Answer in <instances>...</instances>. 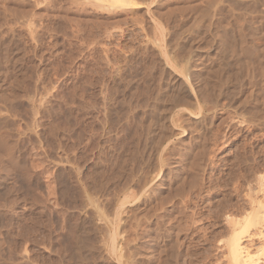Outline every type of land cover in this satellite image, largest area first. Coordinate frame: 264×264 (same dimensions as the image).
<instances>
[{"label": "rangeland", "instance_id": "374dc122", "mask_svg": "<svg viewBox=\"0 0 264 264\" xmlns=\"http://www.w3.org/2000/svg\"><path fill=\"white\" fill-rule=\"evenodd\" d=\"M246 23L258 30L249 36L261 58L254 66L264 67V1L0 0V264H158L155 195L118 206L140 176L157 172L186 189L170 213L169 264H228L225 236H212L241 215L224 209L221 182L240 144L255 147L264 175V128L239 132L238 113L248 108L239 84L201 101L171 66L184 45L207 68L222 30L238 39ZM169 69L187 84L186 103H168L177 92ZM159 113L167 131L160 149L151 125Z\"/></svg>", "mask_w": 264, "mask_h": 264}, {"label": "bare ground", "instance_id": "6f19581e", "mask_svg": "<svg viewBox=\"0 0 264 264\" xmlns=\"http://www.w3.org/2000/svg\"><path fill=\"white\" fill-rule=\"evenodd\" d=\"M259 1H264V0H259ZM246 24H248V25H245L244 27H243V25L242 26L239 25L240 26V28H239L240 34H239L238 39L237 38L235 39V36L233 35V33L230 30H225V29L222 30L223 34L218 39V41L216 42V45H217L216 46V55H215L214 59L212 58L213 63L209 62L210 65L212 63V66L207 65V68L206 67L202 68L201 63L200 64L193 63L195 60L194 59H193V61L190 60L191 57L188 55L189 52L186 50L187 47H185L186 48L185 49L184 45L182 46L180 44L179 45L182 47H181V52H180L179 57H178V60H179L178 62H181V63L178 66L172 65L173 63L171 64L172 65L171 67L174 68V71L176 70L177 72L180 73V75L184 74L189 79L190 83H192L194 85L195 90H196L195 92L197 94L196 96L198 98H200L201 101L203 100V98L211 97V93H213V91L218 92L219 96H220V94H224L223 89L221 87H223L226 90V92H225L226 94L227 93L231 94L232 91L234 92L235 90H237L236 85L239 84L240 92H243V96H244L240 100V102L241 103L244 102L245 99H247V102H248V108L247 107L245 108V106H244L243 108H241L240 112L238 113L239 123L242 125V127L240 128V131H239L241 134H243V132H244L243 127L246 125L249 126L246 128V131L249 134H251L254 131V128H256V126H261L264 128V82L261 81V79H260V78L264 77V67L263 66L255 67L254 66V64L256 65V63H257V65H259V63L261 62V58H260L259 50H257L253 44V40L249 39V36L255 35L258 32V30L253 28L249 23H246ZM234 47L239 48L240 52L243 51V53H242L243 56H239V54L237 55L236 51H235L236 48H234ZM178 50H180V49H178ZM226 61L228 62L227 66L230 68V71H228V72L225 69ZM199 65L201 66L202 69L199 68ZM244 67L246 69H248V68L251 69V70L248 69L249 72L247 74H249L250 71L252 72V74L248 75L249 79H247V80H249V82L243 85V83L240 84V82H243V80L242 81H239V80L241 77H243L242 68H244ZM254 67L256 68V70ZM169 70L172 73V74H170V73L169 74L174 78L173 82L177 83V80H179V74L177 73L178 74L177 75L173 72V70H171V69H169ZM253 71H255V73H253ZM163 73L161 72L160 74H163ZM247 74H246V76H247ZM170 75H169V77H171ZM166 76H168V73ZM181 78H183V77H181ZM162 80H160V82H162ZM164 81H165V79H164ZM181 81H179L180 83L178 82L176 84L177 89L175 88V90H177V92H175V93L172 92V94H170V95L166 94L167 99H168V103H170L172 105H177V102L184 101V100L188 99V97H187L189 95L188 94L189 92L187 93L188 88H185L186 86L185 87L183 86V85H187V84H185V83L183 84V82H181ZM186 82L188 83V81H186ZM229 84H231L230 87H228ZM165 85H166V83H165ZM161 88H162V86H161ZM163 89H165V88L163 87L161 90L159 88V91L164 92L165 90H163ZM164 95H163V98L166 97ZM212 95H216V94H212ZM223 96H225V95H223ZM160 98H162V97H160ZM160 98H159V101H160ZM161 102H163V100ZM255 102L258 103L259 105L254 104ZM179 103H181V102H179ZM184 103H186V102L184 101ZM170 110L171 109H169V111ZM262 110H263V112L261 114L260 112ZM155 113H154V116H155ZM167 115L168 114L166 112V116ZM151 116H153V115H151ZM156 116H157L156 118L155 117L151 118L152 119L151 125L153 124L152 134L156 135V140H155L156 142H154V146L160 149V147H162L161 144H163V142H165V140L167 139V131L165 130L164 125L157 124V122H160V120L162 119L160 116V113H159V116H158V114ZM195 120H196V122H195L196 124H199V125L201 124V121H199L200 119H198V120L195 119ZM166 124H167V121H166ZM147 128L149 130V127H147ZM146 132L149 133V131H147V130H146ZM146 132H144V133H146ZM150 133H151V130H150ZM149 137H152V136H150L148 134V138ZM1 140H2V138L0 139V141ZM4 140L5 139H3V141ZM1 142H0V149L1 148L7 149V147L5 146V143L7 144V142H2V143ZM3 144H4V146H3ZM165 145H167V143ZM10 146H11V144H10ZM152 147H153V144H152ZM152 149H154V148H152ZM200 149L197 150V153L194 154V156L197 155L200 157L201 154L204 153V150L202 148H200ZM254 149H255V147H245V144H242V145L240 144L237 148L236 158H235V162L233 164L234 167L232 166L233 168L231 171H229V173H225V176H224L225 178H223V180L221 182V186H222L221 188L223 189V190L222 189L221 190L226 192L225 194H223L224 209H229L230 211H233L234 213L241 215L240 216L241 218H239V219L228 220L226 222L227 226L223 227L224 232H222V231L216 232L212 236L213 239L225 236L226 241L223 242V244L222 243L221 244L223 246L224 252L227 253L226 261L228 264H264V235L262 233V231L264 230V175H258V172L261 169V167L259 165V162L256 161V158L254 157V153H255ZM9 152L13 153V151H9ZM194 152H196V151H193L192 153H194ZM3 153H5V152H3ZM192 153H191V155H192ZM13 156H14L13 158H15V155H13ZM194 156H192L191 158H193ZM10 159H11V157H10ZM157 159H159V158H157ZM14 160L12 159L11 161H13V162H11L8 159V161H10L11 163H14ZM198 160H199V158H198ZM191 161H192V163H191L190 169L195 170V171L200 170L199 163H197L196 161L194 162L192 159H191ZM189 164H190V162H189ZM153 174H152V176L149 174L150 175L149 176L147 173L146 174L147 176L145 174L140 176L141 179H139L140 181L138 182V185L135 183L137 185V189L135 192V193H137V195L134 192L133 193L131 192V190L135 191V189L129 188L131 193H129L128 191H127L128 193H125V195L122 193V195H124V197H122L123 201L120 202V204L118 206L123 208V205L125 203H128L129 199L132 202V199H134V197H137L138 195H139V197L142 195L144 196V194L147 193L148 191H150V194L155 195L154 198H156L157 206L161 211V214L158 216L159 218H158V222H157V225H158L157 227L159 229V233H158V237L156 236L157 237L156 240H159V245L157 248L158 249L157 253L159 255L158 256V258H159L158 264H169L170 263L169 261H172V258L170 257V255H167V253H166L167 249H166L165 242H166V237H169V235L171 233V229L173 227L172 225H173L174 219H175L174 216L171 215L170 213L175 208V205H173L174 200L176 201L177 198L182 199L184 196L183 190H186V189H184L183 184H180L182 182H180V181L178 182L177 178L173 177L174 176L173 173H172L173 176L172 177L170 176L171 178H169V176L167 174L166 175L168 177L165 176L164 174L160 177L158 172L156 173L155 176H153ZM175 176H177V174ZM165 177H167L168 179L166 180ZM178 178H179V176H178ZM154 182L156 184H154ZM126 184L128 185L127 182H126ZM121 188L122 189L124 188V190H125V187L123 184H122ZM135 188H136V186H135ZM122 189L120 191H122ZM133 194H135V195H133ZM65 199H67V198H65ZM233 199H235V200L232 203H229ZM124 201H125V203H124ZM149 201H151V200H149ZM133 202H134V200H133ZM138 203H139V201H138ZM168 203H170L171 207H170V209L168 208L169 210L167 212L165 210L164 206H165V204H167V206H168ZM138 207H139V205H138ZM133 208L137 209L136 207H133ZM245 208H246V210L248 209V211H245ZM180 212H182V211H180ZM167 213H169V214H167ZM221 216H222V214L220 211L215 214L214 219L212 221L213 225L215 224L217 219H219V217H221ZM223 216L225 217V215H223ZM182 217H183V215H182ZM219 226H221V225H219ZM158 229L156 228V230H158ZM225 231H227L228 233L230 232L231 234L229 235L228 233H225ZM82 236H84V235H82ZM170 237H172V236H170ZM77 238L80 241V237L78 236ZM258 238L263 240V241L261 240V242H259L260 246L256 247L255 250L250 251L249 249H250V247H252L253 242ZM71 239H72V237H71ZM82 240H83V237H82ZM245 240H246L247 244H243V242H245ZM72 242L74 243V245H77L74 242V239ZM131 249L133 250L134 247ZM135 250H134V252H135ZM132 254H135V253H132ZM129 256H131V254ZM169 258L171 260H169Z\"/></svg>", "mask_w": 264, "mask_h": 264}]
</instances>
